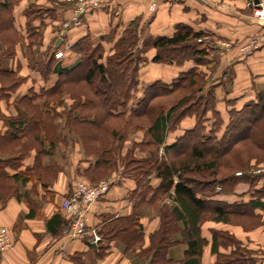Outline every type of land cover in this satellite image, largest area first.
I'll return each mask as SVG.
<instances>
[{
    "label": "crops",
    "instance_id": "crops-1",
    "mask_svg": "<svg viewBox=\"0 0 264 264\" xmlns=\"http://www.w3.org/2000/svg\"><path fill=\"white\" fill-rule=\"evenodd\" d=\"M250 0H102L100 6L82 15L81 23L67 30L63 23L74 16L72 4L66 0H18L12 10L13 31L19 39L13 53L0 37V225L7 227L13 246L0 255V264H147L141 246L125 250L123 242L94 241L92 234L73 237L66 227L71 216L63 207L79 179L93 182L91 170L98 156L86 153L81 138L67 123L74 98L66 81L59 80L60 72L71 70L83 61L81 52L67 47L82 38L91 40V47L102 45L104 59L114 52L115 42L124 36L131 25L136 26L139 41L136 48L149 38L171 36L180 24L205 32L213 41L231 42L230 47L209 45L208 57L218 61L216 70L209 74L207 87L216 85V110L223 126L229 121L231 109L256 100L264 90V41L250 52L241 46L261 27L249 16ZM155 7L152 8L151 4ZM38 9L29 20L27 10ZM156 48L147 46L141 55L138 85L129 106L137 105L145 88L160 81L170 84L193 67L207 71L194 60L182 64L155 62ZM65 72V71H64ZM12 73L18 80H10ZM57 84L62 85L55 93ZM77 115V112L74 113ZM209 117L211 114H208ZM128 116V113L126 114ZM196 125L194 116H187L165 136L163 146L172 144ZM77 129L78 127H74ZM220 133V134H221ZM144 132L138 130L125 140L122 154L141 142ZM134 155L146 157L148 152L137 147ZM109 190L88 209V229H99L117 217L134 216L143 227V247L150 244V235L160 227V204L172 205L170 196L150 201L153 191L141 199L139 179L122 174V167L109 171ZM100 178V179H102ZM99 179V180H100ZM97 182V181H96ZM156 189L161 179L149 178ZM256 185L239 181L230 192H218L211 198L228 203L247 202L257 193ZM172 192V191H171ZM258 195L264 196V193ZM263 215L264 210L256 209ZM54 222L49 227V220ZM202 234L209 243L205 247L203 264H215L211 252L212 229L228 230L251 249L264 253V224L252 230L241 225L207 220ZM100 235V234H99ZM101 236V235H100ZM101 240V239H100ZM105 248L100 249L101 246ZM186 246L177 244L169 249V257L179 259ZM100 253L102 255H100ZM260 264H264V254Z\"/></svg>",
    "mask_w": 264,
    "mask_h": 264
},
{
    "label": "trees",
    "instance_id": "trees-1",
    "mask_svg": "<svg viewBox=\"0 0 264 264\" xmlns=\"http://www.w3.org/2000/svg\"><path fill=\"white\" fill-rule=\"evenodd\" d=\"M17 1L0 0V37L9 44L6 55L13 53L19 39L14 35L12 18ZM37 9L36 5L29 6V20ZM136 30L131 25L115 42L114 52L106 60L100 43L91 47L89 38L78 40L73 49L82 53V63L59 73V80L66 81L62 89L70 88L74 98L67 114L68 126L81 138L86 153L98 156L90 173L93 182L121 166L122 174L139 179L142 200L150 191V201L165 196L173 200L172 205L160 204V227L150 235L147 247H143L142 224L134 216L106 222L98 231L99 241L117 239L127 251L141 246V255L149 259L147 264H203L209 243L201 229L205 221L237 224L246 230L264 224L263 215L256 212L264 210V196L258 195L264 193L261 188L255 189L257 195L247 202L228 203L211 198L218 186V192L223 193L232 191L239 181L252 186L260 181L264 184V171L255 172L257 165L264 166V90L241 109H231L221 133L223 121L216 110V85L207 87L208 76L216 70L218 61L208 57L209 45L197 42L206 33L180 24L173 35L149 38L142 48L135 49L139 41ZM147 46L156 48L152 59L155 62L182 64L194 60L207 71L193 67L170 84L157 81L145 88L137 105L129 106L138 85L139 64L144 60L141 53ZM8 77L18 80L12 73ZM61 86L57 84L56 90ZM187 116H194L196 125L172 144L164 145L160 154L167 133ZM138 130L144 132L143 139L122 154L125 140ZM137 147L148 155L136 157ZM223 167L230 172L220 175ZM152 174L161 179L156 189L149 183ZM55 219L49 220L52 231H56L50 226ZM211 233L215 264H260L262 249L249 248L228 230L212 229ZM177 244L186 248L176 260L168 253Z\"/></svg>",
    "mask_w": 264,
    "mask_h": 264
},
{
    "label": "built area",
    "instance_id": "built-area-1",
    "mask_svg": "<svg viewBox=\"0 0 264 264\" xmlns=\"http://www.w3.org/2000/svg\"><path fill=\"white\" fill-rule=\"evenodd\" d=\"M72 4L74 16L70 21L63 23V29L67 30L72 25L81 23V17L89 10H93L100 6L102 0H66ZM251 7L249 16L261 27L260 33L251 36L246 43L241 46L243 52H250L257 49L264 41V0H250L247 3ZM154 8L155 4L152 3ZM197 42L204 45L214 44L218 47H230L231 42L224 40L213 41L208 34H203L197 38ZM72 44H67L71 48ZM264 171V166L258 167L255 172ZM241 174V172H237ZM112 183L111 178H103L96 183L89 182L85 179L77 180L73 185V192L63 203V207L67 212L72 214L71 221L66 227V231L73 237L84 236L86 233H91L94 241L101 239V236L94 228L88 229L87 212L91 204L100 199L110 188ZM13 246V238L10 230L0 225V255H4Z\"/></svg>",
    "mask_w": 264,
    "mask_h": 264
},
{
    "label": "rangeland",
    "instance_id": "rangeland-1",
    "mask_svg": "<svg viewBox=\"0 0 264 264\" xmlns=\"http://www.w3.org/2000/svg\"><path fill=\"white\" fill-rule=\"evenodd\" d=\"M253 161H254V160H253ZM253 161H252V162H253ZM262 165H263V164H259V165H257L256 167H261ZM255 170H256V169H255ZM228 172H230V171L225 170L224 167H223V171L221 172L220 175H223V174L228 173ZM102 179H103V178H102ZM100 180H101V179H100ZM98 181H99V180H98ZM98 181H97V182H98ZM95 183H96V182H95ZM263 185H264V184L259 185L258 189L261 188L260 190H262V191L264 192V187H263ZM254 190H255V189H254Z\"/></svg>",
    "mask_w": 264,
    "mask_h": 264
},
{
    "label": "water",
    "instance_id": "water-1",
    "mask_svg": "<svg viewBox=\"0 0 264 264\" xmlns=\"http://www.w3.org/2000/svg\"><path fill=\"white\" fill-rule=\"evenodd\" d=\"M254 2H258V0H254Z\"/></svg>",
    "mask_w": 264,
    "mask_h": 264
}]
</instances>
